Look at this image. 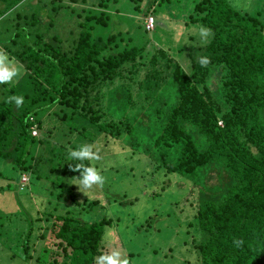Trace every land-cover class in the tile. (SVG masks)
<instances>
[{"label":"trees","instance_id":"trees-1","mask_svg":"<svg viewBox=\"0 0 264 264\" xmlns=\"http://www.w3.org/2000/svg\"><path fill=\"white\" fill-rule=\"evenodd\" d=\"M21 1L0 0V15L5 17ZM62 1L50 0L48 29L51 12L61 8ZM180 1L150 0V5L181 7ZM191 1L186 27L203 25L215 35L188 54L190 71L156 44L149 51L121 31L95 33L111 22V15L101 9L77 12L79 31L66 47L58 35L42 29L39 8L31 15L12 12L13 23L6 26L12 33L4 47L24 72L14 84L4 85L0 98V158L20 176L28 174L37 191L51 187L56 208L44 218H54L52 227L44 229L53 241L37 251L36 241L44 240L46 233L36 236L42 227H34L18 203L30 218L25 216L21 241L25 262L33 259L35 250L37 264H97L105 254L101 242L111 219H83L99 200L75 192L80 172L73 168L90 162L69 156L78 148L70 142L73 134L77 141L91 143L103 133L126 141L167 172L197 186L194 218L199 238L194 242L200 264H264L263 24L229 0ZM134 7L141 11L139 5ZM201 56L210 58L206 67L198 62ZM216 66L224 71L219 93L206 84ZM13 95L23 96L22 107L7 102ZM31 116L42 130L39 137L30 134ZM46 118L66 130L64 142L58 131L44 127ZM236 239L244 242L239 248Z\"/></svg>","mask_w":264,"mask_h":264},{"label":"rangeland","instance_id":"rangeland-1","mask_svg":"<svg viewBox=\"0 0 264 264\" xmlns=\"http://www.w3.org/2000/svg\"><path fill=\"white\" fill-rule=\"evenodd\" d=\"M77 1L63 0L61 8L51 12L54 17L50 29L46 27L49 17L45 16L46 11L50 12L52 7L50 0H24L19 3L5 17L0 15V48L8 53L4 45L12 33V29L6 27L8 23H13L12 12L33 13L37 12L38 8L42 14V29L58 35L63 40L64 47L69 46L76 38L79 31L76 14L81 8H95L98 11L101 9L111 15L109 26L96 28L95 33L104 35L121 31L125 38L139 46L145 44L149 51H152L153 45L156 44L167 50L187 71H190L188 54L196 47L204 46L199 40V27L185 25L190 9L192 10V6L188 7L192 4L190 0H181V7L173 6V3L154 6L150 5V0ZM99 2L105 6L99 7ZM229 2L242 13L253 14V17L260 19L264 30V0ZM136 5L140 6V12L135 9ZM63 6L67 7L62 8ZM147 6L148 13L156 18V24L154 30L145 32L143 19L148 14L145 12ZM159 16L162 20L157 19ZM164 22H167V25L163 24ZM165 42L167 44H161ZM223 74L221 66H216L210 71L206 84L212 92H220ZM18 78L10 84H0V98L2 91H6L4 85H12ZM217 99L218 103H222L223 98ZM56 122L54 118H46L44 127L53 129V132L58 131L59 139L64 142L66 138L63 133L66 130L58 123L54 125ZM86 128L92 129L90 132L93 131L90 126ZM41 134L42 130L39 129L36 137ZM75 136L76 134H73L70 138L73 145L79 147L86 143L85 140L77 141ZM91 144L100 151L101 159L94 163L102 171L105 183L103 186L84 190L85 194L77 185L79 182H76L74 190L81 198L99 200V205L85 215L84 220L98 221L104 216L111 219V224L105 226L101 242L104 252L119 250L127 256L130 264H200V256L194 242L199 238L195 225L197 221L194 218L198 207L197 186H192L190 179L185 176L167 172L163 166H158L154 159L140 150L132 149L130 144L122 139L99 133ZM0 173V188H5L4 192H0V264H37L34 260L37 251L44 242L53 241L48 231L44 230L46 226L52 227L54 220L44 218L48 212L56 209L54 199L50 195L51 187L37 191L28 174V180L22 181V175L11 169L1 158ZM18 203H21L33 218L34 227H42V230L39 229L35 233L36 236L42 232L46 233L44 240L37 239V251L35 250L33 259L28 262H25L21 241L27 230L26 217L27 221L30 218ZM36 217L43 220L35 222Z\"/></svg>","mask_w":264,"mask_h":264},{"label":"clouds","instance_id":"clouds-1","mask_svg":"<svg viewBox=\"0 0 264 264\" xmlns=\"http://www.w3.org/2000/svg\"><path fill=\"white\" fill-rule=\"evenodd\" d=\"M214 32L211 28L206 26H199L198 36L201 45H206L214 37ZM200 65L206 67L210 63V58L207 56H201L199 58ZM23 72V66L20 65L14 57L10 58L9 54L2 48H0V84H10L14 79L20 77ZM7 102H14L19 108L24 104L23 96L13 95L7 98ZM70 160L89 161L88 165L83 163L75 164L73 171L80 172L79 176V188L82 192L84 190H90L94 186H103L105 183V177L102 171L95 166L96 161L101 159L100 151L94 144L85 143L80 145L77 149L71 150L69 153ZM86 194V193H85ZM236 247L243 245L242 239H236L233 241ZM97 264H130L129 259L119 250H112L109 253L100 255L97 258Z\"/></svg>","mask_w":264,"mask_h":264},{"label":"built area","instance_id":"built-area-1","mask_svg":"<svg viewBox=\"0 0 264 264\" xmlns=\"http://www.w3.org/2000/svg\"><path fill=\"white\" fill-rule=\"evenodd\" d=\"M143 23H144V29L146 31H152L155 25V17L153 15H151L150 13H148L144 19H143ZM29 120L32 121L34 124L31 125L30 127V134L32 136H36L37 132H38V128H37V124L34 121V118L31 116L29 117ZM219 124H221V121H219ZM24 180H28V177L26 176V174L22 175V181Z\"/></svg>","mask_w":264,"mask_h":264},{"label":"crops","instance_id":"crops-1","mask_svg":"<svg viewBox=\"0 0 264 264\" xmlns=\"http://www.w3.org/2000/svg\"><path fill=\"white\" fill-rule=\"evenodd\" d=\"M24 0H22L21 2H20V4L23 2ZM17 6V5H16ZM36 11V10H35ZM20 12V11H19ZM21 13V12H20ZM30 13H32V12H25V13H21V14H24V15H31Z\"/></svg>","mask_w":264,"mask_h":264}]
</instances>
